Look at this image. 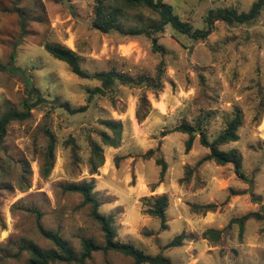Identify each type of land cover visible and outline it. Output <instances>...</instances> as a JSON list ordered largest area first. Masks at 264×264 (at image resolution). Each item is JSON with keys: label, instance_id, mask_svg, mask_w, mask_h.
<instances>
[{"label": "rangeland", "instance_id": "1", "mask_svg": "<svg viewBox=\"0 0 264 264\" xmlns=\"http://www.w3.org/2000/svg\"><path fill=\"white\" fill-rule=\"evenodd\" d=\"M255 0H162L182 21L204 27L210 9L233 7L247 12ZM92 0H0V116L21 110L26 80L45 98L57 99L71 109H56L49 117L32 110L30 117L8 125L0 150V264H25L24 247L50 249L40 229L57 232L77 254L82 238L103 246L100 225L92 207L81 206L78 194L65 192L68 183L94 179L98 212L113 218L116 239L149 255L162 254L173 264H264V8L246 25L215 22L204 40H192L166 28L158 35L161 52H154L146 37L102 34L90 26ZM124 28L156 22L146 8L130 11ZM23 24V26H22ZM74 51L82 70L92 74L115 69L136 77H157L162 88L117 85L111 95L87 103V90L99 83L81 79L69 67L44 51V44ZM14 54L11 61L10 55ZM145 114L142 121L136 111ZM240 112L238 140L221 147L235 150L244 177L231 164H197L208 154L198 133L185 151L187 134L168 133L182 122L208 121L211 140ZM210 114L211 116H208ZM101 120L122 124L116 148L102 146L104 164L89 175V141L100 143L96 130ZM54 137V166L41 175L48 137ZM149 151L153 155L146 157ZM161 158L167 166L161 179ZM246 179V180H245ZM166 194V228L144 213L143 200ZM214 205L202 212L200 206ZM249 213L240 227L232 224L221 246L207 240L184 241L164 249L179 234L221 230L232 219ZM17 255V256H15ZM85 264H135L112 251H95Z\"/></svg>", "mask_w": 264, "mask_h": 264}, {"label": "trees", "instance_id": "2", "mask_svg": "<svg viewBox=\"0 0 264 264\" xmlns=\"http://www.w3.org/2000/svg\"><path fill=\"white\" fill-rule=\"evenodd\" d=\"M91 7L90 26L92 29L102 34L117 33L128 38L146 37L151 40L153 51L162 53L161 46L157 44V41L158 35L163 33L166 28H170L192 40H204L211 34L215 22H224L228 25H246L253 22L264 8V0H255L247 12H238L233 7L210 9L203 17L204 27L202 29H195L190 23L182 21L173 13L171 6L163 3L162 0H92ZM137 8H146L153 11L158 16L157 21L148 22L142 26L124 28L123 21L130 18V11ZM44 51L53 59L65 63L77 77L94 80L99 83L98 87L86 91L87 103L95 96L106 97L111 95L117 85L143 86L152 89L154 92H158L162 88L163 69L161 67L157 69L156 78H149L145 75L133 77L118 72L115 69L90 74L82 70L77 54L71 49L59 44L45 43ZM10 59L11 61L14 59V54L10 55ZM21 106L22 109L20 111L9 109L0 116V150L3 148V141L8 125L12 122L27 120L32 110L42 112L43 116L49 117L56 109H63L69 115L83 113L87 109V105L71 109L67 104L58 103L57 99L50 100L45 98L33 87L29 79L26 80V97ZM139 110L136 111V118L140 122L145 118V114H141ZM208 116L211 115L208 114ZM98 124L104 130H96L100 143L89 141V157L87 159L89 175L97 174L98 169L104 164L102 146L116 148L121 141L122 124L120 121L101 120L98 121ZM241 125L240 112L236 111L233 118L211 140L208 139L205 132L208 127V121L198 118L193 123L182 122L180 125L167 131V134L178 132L189 135V138L185 142V151H189L194 139L192 134L197 132L199 144L208 150V154L200 159L197 164L200 165L208 161H213L220 166L231 164L235 173L240 178H243L241 158L238 153L233 149L228 151L221 150L222 146L238 140L237 131ZM44 133L48 137V144L43 154L44 162L40 172L43 177H47L54 166V137L48 129H45ZM152 155L153 151H149L146 157ZM156 165L160 166V177L162 179L167 169L166 163L161 158H157ZM63 190L80 195L82 198L81 206L89 205L92 207V216L98 222L103 232V246L96 245L91 238H82L81 250L76 254L60 234L40 229L42 236L49 240L53 247L47 250L33 245L24 247L23 250L28 254L25 264H85L93 252L100 250L120 253L131 258L135 264H173L162 254L152 256L134 247L132 244L122 243L116 239V232L113 229V218L110 216L105 217L98 212V202L93 196L94 179L68 183L63 187ZM143 202L145 205L144 213L158 219L160 221V228L165 229L168 196L166 194L156 195L144 199ZM214 208L215 206L211 204L198 207L202 212L213 211ZM252 217L257 219L262 218L257 213H249L240 218L232 219L221 230L206 229L196 235L182 233L166 244L164 249L178 248L183 245L185 240H207L211 246H221L224 240V233L232 224H237L240 227L241 234L244 222Z\"/></svg>", "mask_w": 264, "mask_h": 264}, {"label": "water", "instance_id": "3", "mask_svg": "<svg viewBox=\"0 0 264 264\" xmlns=\"http://www.w3.org/2000/svg\"><path fill=\"white\" fill-rule=\"evenodd\" d=\"M194 133H196V132H194Z\"/></svg>", "mask_w": 264, "mask_h": 264}]
</instances>
